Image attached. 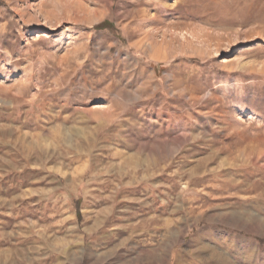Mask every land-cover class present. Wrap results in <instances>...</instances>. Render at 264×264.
<instances>
[{
  "label": "rangeland",
  "instance_id": "rangeland-1",
  "mask_svg": "<svg viewBox=\"0 0 264 264\" xmlns=\"http://www.w3.org/2000/svg\"><path fill=\"white\" fill-rule=\"evenodd\" d=\"M242 257L264 258V0H0V264Z\"/></svg>",
  "mask_w": 264,
  "mask_h": 264
},
{
  "label": "crops",
  "instance_id": "crops-1",
  "mask_svg": "<svg viewBox=\"0 0 264 264\" xmlns=\"http://www.w3.org/2000/svg\"><path fill=\"white\" fill-rule=\"evenodd\" d=\"M223 264H264V258H245L242 257L240 259L234 260H222Z\"/></svg>",
  "mask_w": 264,
  "mask_h": 264
},
{
  "label": "bare ground",
  "instance_id": "bare-ground-1",
  "mask_svg": "<svg viewBox=\"0 0 264 264\" xmlns=\"http://www.w3.org/2000/svg\"><path fill=\"white\" fill-rule=\"evenodd\" d=\"M151 47V46H150ZM148 48V47H147ZM150 50H151V48H150ZM152 52H153V50H152ZM153 54H154V52L152 53V56H153Z\"/></svg>",
  "mask_w": 264,
  "mask_h": 264
}]
</instances>
